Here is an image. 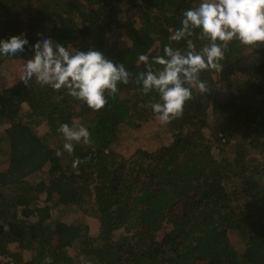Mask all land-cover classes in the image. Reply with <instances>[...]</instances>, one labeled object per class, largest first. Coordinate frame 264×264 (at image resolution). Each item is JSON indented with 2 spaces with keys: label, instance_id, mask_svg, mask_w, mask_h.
I'll list each match as a JSON object with an SVG mask.
<instances>
[{
  "label": "trees",
  "instance_id": "obj_1",
  "mask_svg": "<svg viewBox=\"0 0 264 264\" xmlns=\"http://www.w3.org/2000/svg\"><path fill=\"white\" fill-rule=\"evenodd\" d=\"M40 53L0 91V264H264V0H0V65Z\"/></svg>",
  "mask_w": 264,
  "mask_h": 264
},
{
  "label": "rangeland",
  "instance_id": "obj_2",
  "mask_svg": "<svg viewBox=\"0 0 264 264\" xmlns=\"http://www.w3.org/2000/svg\"><path fill=\"white\" fill-rule=\"evenodd\" d=\"M31 14L32 11H29L26 17L29 18ZM111 39L114 40V38ZM41 59L43 58L40 53L20 60L7 61L3 65H0V91L7 88H11L12 86L15 85V83L18 80H20L25 75L31 74L32 72L41 71L44 74H51V71L49 72V69L41 65L40 63ZM23 110L25 111L26 107ZM148 125L149 126H145V129L143 128L138 132L139 133L138 136L147 135V134L151 135V133L159 132L160 133L159 139L155 140L153 143L151 142L149 148L150 152H155L158 149H160L162 146H164L165 143L171 139V136L168 132H166L167 131L166 125L163 119L161 118L154 119ZM47 132H48V127L46 124H42L36 129V133L39 136H44L46 135ZM119 154L122 156L121 158L129 159L134 156L135 150L132 148V145L129 144L123 147L119 151ZM74 218H75L74 215L68 214L64 219L66 222H70ZM89 221L92 228V235L97 237L99 223L93 220H89Z\"/></svg>",
  "mask_w": 264,
  "mask_h": 264
},
{
  "label": "clouds",
  "instance_id": "obj_3",
  "mask_svg": "<svg viewBox=\"0 0 264 264\" xmlns=\"http://www.w3.org/2000/svg\"><path fill=\"white\" fill-rule=\"evenodd\" d=\"M49 72H50V71H49ZM32 73H33V72H32ZM45 75L52 76V72H51V74H45ZM25 76H26V75H25ZM25 76H24V77H25ZM24 77H22L21 79H23ZM21 79H20V80H21ZM18 81H19V80H18ZM18 81H17V82H18ZM17 82H16V83H17ZM16 83H15V84H16ZM12 87H13V86H12Z\"/></svg>",
  "mask_w": 264,
  "mask_h": 264
}]
</instances>
